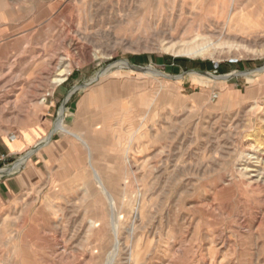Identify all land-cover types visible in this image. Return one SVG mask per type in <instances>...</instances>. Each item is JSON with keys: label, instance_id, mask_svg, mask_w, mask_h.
Returning <instances> with one entry per match:
<instances>
[{"label": "rangeland", "instance_id": "1", "mask_svg": "<svg viewBox=\"0 0 264 264\" xmlns=\"http://www.w3.org/2000/svg\"><path fill=\"white\" fill-rule=\"evenodd\" d=\"M206 39L213 57L183 52ZM59 118L92 164L53 133ZM29 131L36 144L0 170L49 151V191L65 197L1 230L0 264L107 263L93 168L116 201L115 264L132 249L137 264H264V0H0V136Z\"/></svg>", "mask_w": 264, "mask_h": 264}, {"label": "crops", "instance_id": "2", "mask_svg": "<svg viewBox=\"0 0 264 264\" xmlns=\"http://www.w3.org/2000/svg\"><path fill=\"white\" fill-rule=\"evenodd\" d=\"M167 66L170 68L174 64ZM64 93V90H60L59 93L56 90L55 101H59ZM33 131L28 132L32 136L31 139H27L24 133L19 137L14 135L0 136V163H6L9 158L20 156L31 149L36 144L35 138L38 134L37 131L36 133ZM40 151L29 160L30 155L27 157L28 161L19 174L12 176L6 174L0 178V233L6 225L16 224L18 216L25 212H31V216L29 214L28 216L33 217V211H40V202H43L42 208L54 210L52 201L65 197V193L58 192L55 194V192L49 191L50 186L54 184L50 177L51 171L55 169L46 163L50 161L49 151L44 149ZM67 168L63 162L61 167H56L62 172ZM62 182L65 183V181Z\"/></svg>", "mask_w": 264, "mask_h": 264}, {"label": "bare ground", "instance_id": "3", "mask_svg": "<svg viewBox=\"0 0 264 264\" xmlns=\"http://www.w3.org/2000/svg\"><path fill=\"white\" fill-rule=\"evenodd\" d=\"M233 18H234V16L231 14L230 18L228 19V23H231ZM206 40L208 41L206 43H209V44H204V45L200 46L199 48H198V46L190 47V48L185 49L183 52L185 54L189 55V56H200V55L205 56V55H209V56L213 57L216 54L215 45H214V43L210 44V41H209L210 39H206ZM183 52H181V53H183ZM181 53L180 52H174V54L177 55V56L181 55ZM124 65H125V67L126 66L127 67L130 66V65H128L125 62H124ZM144 71L148 72V73H156L158 75L166 77V75H164L163 73L157 72L156 69H154L153 67L147 68ZM69 74H70V70L68 68L64 67V69H62L61 72L53 80V84L62 86L63 84H65L68 81ZM233 74H235V73H233ZM237 74H239V75H248L249 73H237ZM202 77L207 78V79H209L211 81H214V80H217V79H226L229 76L214 77V76H210V75H202ZM177 78H175V79H177ZM57 131L63 133L64 135H66L68 137H73L77 141H79L81 143V145L86 150L89 151L88 152L89 153V160H90V162L92 164L93 155H92V150H91L90 145H89L90 144V140L88 138L85 139L80 134H77V133L69 130V128H67V126L65 125L63 119H60L58 121L56 127L54 128L53 133L57 132ZM43 142L46 145L47 143L50 142V140H45ZM91 143H94V142L91 140ZM39 149H41V147ZM262 156L264 157V154ZM26 161H27V158L23 159L22 161L18 162L17 164H15L13 166H9V167H6L5 169L0 170V177H2L3 175H6V174H11V173H14L16 171L23 170V167L26 165ZM93 172H94V175L96 176L97 183H99V185L102 188V190L108 195L107 199H109L110 215H111V232H112V237H113V245L111 246V250L107 254V263L106 264H115L117 262V258L120 255V252H121V248H120V245H121L120 244L121 243L120 234H119V231H118V228H117V221L119 219V216H117V214L114 212L116 201H115V199H113L111 193L109 192V189H108L106 183H103L102 178L99 176V171L96 170V168H93ZM143 216H144V214H143V206H142V203L140 202V203H138V208L136 210H134V212H133V217H134V219L135 218L136 219H142ZM92 224H93V227L96 230L97 229L101 230L102 228L105 227V225L101 224L100 221H97L95 223L92 222ZM134 228H133V230H129L130 237H132V238L135 237V233H136ZM135 255H136V252H134V250L132 249L131 252H130L129 260H128L129 264H137L138 263V258L135 257ZM134 258H136V259H134Z\"/></svg>", "mask_w": 264, "mask_h": 264}, {"label": "water", "instance_id": "4", "mask_svg": "<svg viewBox=\"0 0 264 264\" xmlns=\"http://www.w3.org/2000/svg\"><path fill=\"white\" fill-rule=\"evenodd\" d=\"M129 67H130L131 69H133V70H135V69H136V70H142V71L144 70L143 68H139V67H133V66H129ZM195 72H196V73H203L201 70H200V71H199V70H196Z\"/></svg>", "mask_w": 264, "mask_h": 264}]
</instances>
